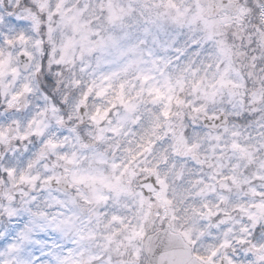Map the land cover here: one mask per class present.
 <instances>
[{"label":"clouds","instance_id":"9594fccd","mask_svg":"<svg viewBox=\"0 0 264 264\" xmlns=\"http://www.w3.org/2000/svg\"><path fill=\"white\" fill-rule=\"evenodd\" d=\"M0 264H264V0H0Z\"/></svg>","mask_w":264,"mask_h":264}]
</instances>
